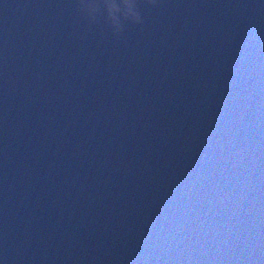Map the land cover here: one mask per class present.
I'll list each match as a JSON object with an SVG mask.
<instances>
[{
	"label": "water",
	"instance_id": "95a60500",
	"mask_svg": "<svg viewBox=\"0 0 264 264\" xmlns=\"http://www.w3.org/2000/svg\"><path fill=\"white\" fill-rule=\"evenodd\" d=\"M0 0V264H264V0Z\"/></svg>",
	"mask_w": 264,
	"mask_h": 264
},
{
	"label": "clouds",
	"instance_id": "9594fccd",
	"mask_svg": "<svg viewBox=\"0 0 264 264\" xmlns=\"http://www.w3.org/2000/svg\"><path fill=\"white\" fill-rule=\"evenodd\" d=\"M152 3L153 0H147ZM78 11L92 24L107 25L114 36H119L125 24L142 23L138 0H78Z\"/></svg>",
	"mask_w": 264,
	"mask_h": 264
}]
</instances>
